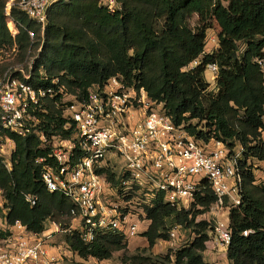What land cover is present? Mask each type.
I'll use <instances>...</instances> for the list:
<instances>
[{
  "label": "trees",
  "instance_id": "obj_1",
  "mask_svg": "<svg viewBox=\"0 0 264 264\" xmlns=\"http://www.w3.org/2000/svg\"><path fill=\"white\" fill-rule=\"evenodd\" d=\"M111 10L100 0H59L48 12L42 33L41 26L25 11L12 7V15L22 23L14 37L7 24L4 9L7 0H0V48L17 44L22 60L35 44L41 49L35 61L32 81L52 84L58 77L68 90L82 97L93 83H104L112 75L121 74L128 83L143 85L149 95L165 102L177 121L198 118L204 129L190 122L188 128L205 138L217 137L229 144L244 145V196L240 205L231 209L232 240L227 249L231 264H264V184L255 182L248 158L264 161V84L254 57L264 48V0H117ZM197 14V23L191 22ZM210 18L220 26L219 46L205 53L201 62L183 69L199 57L205 48ZM15 28V22L8 20ZM29 29L35 32L31 39ZM245 44L244 50L240 47ZM216 62L219 72L211 81L205 76L206 66ZM43 70V73L40 72ZM48 77L41 79L42 74ZM61 97L47 103L48 112L42 121L46 133L68 135L62 116ZM12 154L13 167L8 170L0 156V188L8 223L20 219L29 228L41 231L49 220L63 226L71 222L72 202L59 192L49 191L42 180V163L36 158H49L50 146H41L35 134L18 135ZM36 193L32 205L25 193ZM210 188L197 202L203 208L180 209L165 202L160 194L153 206H146L152 218L143 232L150 245L158 238H168V222L195 225L196 237L181 247L170 248L165 257L174 264H214L203 251L209 236V222L195 221L215 200ZM196 206V203L194 204ZM0 212L2 207L0 206ZM192 212V215H191ZM244 229H252L247 235ZM8 230L0 228V236ZM66 240L82 257L108 258L126 247L128 239L119 232L99 233L86 243L77 230L66 233ZM122 264H163L147 249L125 254Z\"/></svg>",
  "mask_w": 264,
  "mask_h": 264
},
{
  "label": "built area",
  "instance_id": "obj_2",
  "mask_svg": "<svg viewBox=\"0 0 264 264\" xmlns=\"http://www.w3.org/2000/svg\"><path fill=\"white\" fill-rule=\"evenodd\" d=\"M56 1L8 0L4 14L15 22V28L10 27L12 35L16 37L22 25L12 15L14 5L36 21L44 33L49 8ZM106 5L112 11L118 6L114 0ZM29 34L34 39L33 29ZM218 46V34L207 32L203 55ZM244 48L245 44L241 45L240 49ZM31 50L21 63L11 62L10 53L0 48V156L11 170L16 141L10 132L35 134L41 146H50L49 158L40 156L36 161L42 163L46 188L71 200V222L63 226L60 221L49 220L43 230L35 231L20 219L8 223L3 217L1 227L8 233L0 236V264H67L68 254L55 243L60 229L67 233L77 230L88 244L99 233L110 231L129 240L149 228L152 218L146 206H153L160 194L165 202L192 211L195 203L197 208L202 206L197 198L207 188L216 198L207 211L195 216V221L210 223L206 249L226 253L232 240L231 209L240 205L244 196V145L192 132L188 128L191 120L177 121L164 101L150 96L143 85L128 83L121 74L110 76L102 84L93 83L82 97L59 83L58 77L49 85L35 84L32 79L38 55L32 57ZM196 59L197 65L202 58ZM253 60L260 67L264 84V48ZM189 68L186 65L183 69ZM207 68L214 81L218 64L210 62ZM47 77L44 73L41 79ZM58 95L62 104H57L66 119L64 128L71 132L49 136L42 121L48 101ZM261 181L255 175V182ZM25 198L32 205L39 201L36 193H25ZM5 202L0 188L3 212L7 211ZM250 231L244 229L243 234ZM178 232V227H173L171 239L176 240Z\"/></svg>",
  "mask_w": 264,
  "mask_h": 264
},
{
  "label": "rangeland",
  "instance_id": "obj_3",
  "mask_svg": "<svg viewBox=\"0 0 264 264\" xmlns=\"http://www.w3.org/2000/svg\"><path fill=\"white\" fill-rule=\"evenodd\" d=\"M109 1L110 0H100V2L104 5H106V3H108ZM114 3H115V6L120 4L117 0H114ZM197 17H198L197 14H193V16L191 18V22L193 25L195 23H197ZM209 23H210V25L207 29V32H211V34L217 35L219 30H220V26H219L217 20L215 18H210ZM7 24H8V20H7ZM8 27L10 29L9 24H8ZM41 30H42V28H41ZM37 42H38V38L36 37L35 38V44L31 50V56L32 57H34V55H38V52L41 49L40 45ZM3 49L10 53L9 58L11 59V62H21L22 63L21 59L18 56V49L16 51H13V46L12 47H4ZM202 56H203V53L196 60H200L202 58ZM24 64L26 65L25 62H24ZM194 65H196L195 60L193 62H190L189 65H187V67H193ZM205 76L209 81H211L210 88L214 87V81L212 80L213 79L212 78V76H213L212 71L207 68L205 70ZM190 120L193 123H197L199 128L204 126V124H205L204 121H199L198 118H192ZM249 162L251 163L254 174L258 176L259 180H262L260 183L264 184V161L257 159V158H250ZM195 208H197V206H195ZM200 208H203V206H201ZM205 211H207V209ZM205 211H203V212H205ZM198 213H202V212H198ZM0 216H1L0 228H2L1 227V220H3V217H4L3 211L0 212ZM50 225H51V228H55L54 225L52 226V223H50ZM173 227H178V231H179L178 237L176 240L171 239V236H170V231ZM163 230L169 232L168 238L160 237L157 239V241L153 245H150L147 236H145L141 232V233L137 234L136 236L131 237L128 240L125 248L120 249V250H116L113 252V255L111 257L103 258V259H99L95 256L82 257L77 252H75L73 249L72 250L74 252L71 253V251H70L71 248H68L67 243L65 242V241H67L66 240V233L67 232H65L61 229L56 232L55 243L60 244L61 245L60 250L65 251V253H67L70 256V257H68V255L65 256L67 264H76V263H80V262L85 263V264H122L123 263L122 258L125 254H130V253L136 252L138 250H143V249H147V253L154 254L159 261L164 262L163 264H174L175 260L172 259L169 262L166 259L165 255L168 252H170L169 251L170 248H178V247H181L182 245H184L188 242H191L197 235L195 225L184 226L182 224L170 221L167 224V229H163Z\"/></svg>",
  "mask_w": 264,
  "mask_h": 264
},
{
  "label": "crops",
  "instance_id": "obj_4",
  "mask_svg": "<svg viewBox=\"0 0 264 264\" xmlns=\"http://www.w3.org/2000/svg\"><path fill=\"white\" fill-rule=\"evenodd\" d=\"M203 255L206 260L214 264H231L227 254L222 249H205Z\"/></svg>",
  "mask_w": 264,
  "mask_h": 264
}]
</instances>
